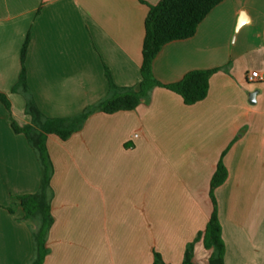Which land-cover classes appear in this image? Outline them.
Masks as SVG:
<instances>
[{"label":"crops","instance_id":"0c3cea01","mask_svg":"<svg viewBox=\"0 0 264 264\" xmlns=\"http://www.w3.org/2000/svg\"><path fill=\"white\" fill-rule=\"evenodd\" d=\"M160 0H0V264H28L35 223L18 197L37 192L42 169L19 125L31 121L14 92L21 50L36 103L68 117L104 98L105 67L119 86L139 87L148 4ZM217 69L206 98L188 105L157 86L134 110L96 112L69 139L47 136L54 164V223L43 264H181L212 212L215 190L225 264H264V0H223L195 34L166 43L152 62L164 85ZM256 91V102H249ZM8 208L13 210L11 213ZM210 251L194 245L195 264Z\"/></svg>","mask_w":264,"mask_h":264},{"label":"trees","instance_id":"16d2710c","mask_svg":"<svg viewBox=\"0 0 264 264\" xmlns=\"http://www.w3.org/2000/svg\"><path fill=\"white\" fill-rule=\"evenodd\" d=\"M223 0H160L156 4H148L149 11L145 19V35L142 47V63L140 67L141 80L139 87L119 86L114 82L110 70L105 67L108 80V93L99 101L86 106L81 112L68 117H49L44 114L36 103L27 83L25 65L26 53L30 36L21 50V72L14 92H22L26 97L25 111L30 116L28 124L19 125L12 118V127L16 133H23L34 148L42 169V178L37 192L18 197L19 205L24 212V218L35 223L33 230L34 254L28 264H43L49 249L47 239L54 223L52 212L51 179L54 174V164L47 147V136L55 134L62 140L69 139L75 132L82 129L88 117L96 112L115 113L123 110H134L147 99L157 86L166 87L180 94L188 105L206 98L209 81L215 69H196L188 72L180 81L169 85L160 83L152 71V62L161 48L168 42L192 37L199 23L206 15ZM0 101L10 109L6 95L0 92ZM228 177V170L220 159L216 171L210 181V197L212 212L208 223L200 230L195 239L185 249L181 264H195L194 245L202 241L210 251L209 264H225L226 244L222 236V225L219 218V207L215 190ZM8 210L13 213L11 208ZM153 264H166L159 252H154Z\"/></svg>","mask_w":264,"mask_h":264},{"label":"built area","instance_id":"2783aa9c","mask_svg":"<svg viewBox=\"0 0 264 264\" xmlns=\"http://www.w3.org/2000/svg\"><path fill=\"white\" fill-rule=\"evenodd\" d=\"M247 80L249 82H264V74L263 73L249 74L247 76Z\"/></svg>","mask_w":264,"mask_h":264},{"label":"water","instance_id":"95a60500","mask_svg":"<svg viewBox=\"0 0 264 264\" xmlns=\"http://www.w3.org/2000/svg\"><path fill=\"white\" fill-rule=\"evenodd\" d=\"M249 102L255 103L256 102V91L250 92L249 94Z\"/></svg>","mask_w":264,"mask_h":264}]
</instances>
